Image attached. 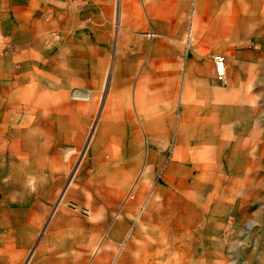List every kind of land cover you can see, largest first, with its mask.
Listing matches in <instances>:
<instances>
[{
    "label": "rangeland",
    "instance_id": "1",
    "mask_svg": "<svg viewBox=\"0 0 264 264\" xmlns=\"http://www.w3.org/2000/svg\"><path fill=\"white\" fill-rule=\"evenodd\" d=\"M214 1L121 0L117 20L116 0H66L65 26L44 38L57 67L49 83L32 66L42 54H0L12 98L49 85L84 112L65 149L71 171L95 145L99 175L110 160L109 189L84 194L83 213L99 220L108 202L115 225L87 264L102 250L111 251L104 264H130V243L135 264H264V0L232 19L233 35L214 28L224 15L212 14ZM139 17L143 26L128 25ZM215 54L226 56L224 80Z\"/></svg>",
    "mask_w": 264,
    "mask_h": 264
},
{
    "label": "crops",
    "instance_id": "2",
    "mask_svg": "<svg viewBox=\"0 0 264 264\" xmlns=\"http://www.w3.org/2000/svg\"><path fill=\"white\" fill-rule=\"evenodd\" d=\"M261 1L215 0L214 7L211 5L212 14L221 9L224 15L214 22V28L233 35L232 19H248L251 14L259 13ZM116 2L118 20L121 0ZM176 2L168 0L174 6ZM77 11L79 20L86 17L85 8L79 5ZM46 15L48 22L44 20ZM0 16L4 23L2 30L12 40L9 52L16 53L23 48L28 54H42L44 60L35 61L32 66L45 70L42 75L49 83L57 67L54 53L43 46L44 38L49 30L65 26L66 0H0ZM185 24L182 18L175 25L183 31ZM128 25L140 28L144 21L139 17ZM248 32L247 26L242 34ZM116 39L118 41V34ZM190 43L188 39V47ZM82 49L85 56V45ZM27 66L30 63L23 64ZM57 73L62 75L58 70ZM5 80L0 79V264H87L88 252L94 251L103 227L115 225V221L111 222L115 208L108 202L99 220H91L83 213L84 194L95 195L102 187L109 189L108 182L104 184L102 178L110 177V160L103 166L106 175H99L96 166L101 152L95 145L90 157L80 158L71 171L72 163L65 157V149L70 148L76 138L73 134L81 132L84 112L78 109L77 103L65 99L49 85L38 86L29 96L22 93L12 98V85L17 84ZM237 80L234 79L233 84ZM15 81L24 83L23 79ZM231 95L232 92V101L237 99L235 94ZM217 96L220 101L226 95ZM90 148L89 143L88 152ZM132 204L129 201L127 206ZM116 241L114 229L108 242L115 244ZM133 251V244H127L122 255V258L128 255L130 264H135L136 257L129 256ZM110 255V250H102L90 263L104 264Z\"/></svg>",
    "mask_w": 264,
    "mask_h": 264
},
{
    "label": "built area",
    "instance_id": "3",
    "mask_svg": "<svg viewBox=\"0 0 264 264\" xmlns=\"http://www.w3.org/2000/svg\"><path fill=\"white\" fill-rule=\"evenodd\" d=\"M11 49V43L8 39L7 35L2 30V17L0 16V54H5L9 52ZM215 61V68L217 77L220 80L224 79V70H225V63H226V56L222 54L214 55Z\"/></svg>",
    "mask_w": 264,
    "mask_h": 264
},
{
    "label": "bare ground",
    "instance_id": "4",
    "mask_svg": "<svg viewBox=\"0 0 264 264\" xmlns=\"http://www.w3.org/2000/svg\"><path fill=\"white\" fill-rule=\"evenodd\" d=\"M215 55H216V54H215ZM224 73H225V70H224ZM216 75H217V74H216ZM224 79H225V75H224ZM224 79H223V80H224ZM234 100H235V99H234ZM209 168H210V167H209ZM203 192H204V191H203Z\"/></svg>",
    "mask_w": 264,
    "mask_h": 264
}]
</instances>
